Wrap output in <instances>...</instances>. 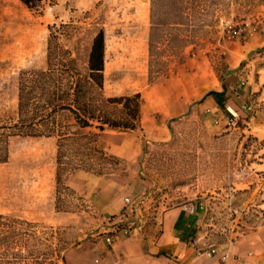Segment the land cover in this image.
I'll use <instances>...</instances> for the list:
<instances>
[{
    "label": "rangeland",
    "instance_id": "rangeland-1",
    "mask_svg": "<svg viewBox=\"0 0 264 264\" xmlns=\"http://www.w3.org/2000/svg\"><path fill=\"white\" fill-rule=\"evenodd\" d=\"M153 1L47 0L29 11L0 0V125L16 120L19 73L45 69L52 26L70 25L62 44L83 73L102 31L104 98L142 101L137 131L96 139L116 164L64 146L51 191L38 176L42 160L55 172V153L46 159L44 140L10 137L0 215L37 225L42 240L53 233L67 264H92L93 246H111L106 238L127 232L153 242L166 212L198 204L196 249L264 257V0ZM223 90L225 111L206 97ZM55 121L76 131L67 114ZM114 195L122 212L108 218L101 211ZM54 204L68 214L56 215Z\"/></svg>",
    "mask_w": 264,
    "mask_h": 264
},
{
    "label": "trees",
    "instance_id": "trees-1",
    "mask_svg": "<svg viewBox=\"0 0 264 264\" xmlns=\"http://www.w3.org/2000/svg\"><path fill=\"white\" fill-rule=\"evenodd\" d=\"M18 1L29 11H39L47 0ZM155 3L158 7H164L165 0H154L153 5ZM69 28L70 25L49 27L46 67L44 70L19 73L16 120L0 125V164L7 161L10 137L56 138L55 181L58 186L61 182V152L64 146L85 148L100 155L106 165L116 164L115 160L98 149L96 139L106 130L137 131L142 107L140 95L104 98L103 32L99 31L92 39L83 73L71 52L62 44ZM206 97L211 98L219 110H226L225 90L221 93L209 92ZM62 114L70 117L72 127L76 129L74 133L66 132L57 125L55 119ZM91 128L97 133H80ZM82 168L88 170L84 166ZM52 234L50 241L54 239ZM50 241L40 238L37 225L0 215V264H67L65 249L58 248Z\"/></svg>",
    "mask_w": 264,
    "mask_h": 264
},
{
    "label": "crops",
    "instance_id": "crops-1",
    "mask_svg": "<svg viewBox=\"0 0 264 264\" xmlns=\"http://www.w3.org/2000/svg\"><path fill=\"white\" fill-rule=\"evenodd\" d=\"M215 92L221 93L219 91ZM213 103L215 104L214 101ZM215 107H217L216 104ZM16 137L19 138V136ZM23 138L44 140L45 142L42 144L47 146L49 151L47 157L46 150L42 152V155L46 157V159H51L55 153L56 166L57 140L55 137ZM54 146L55 151L53 149ZM39 171V180L44 181L48 190L51 191L54 188L52 184L51 189V182H56V167L55 172H53V170L50 171L47 162L43 164L42 160ZM117 198V195L110 196V200L105 204L106 209L101 211L108 218L111 216L116 217L122 212L120 200H118V202L114 201ZM126 199L128 198L124 200ZM53 206L56 215L68 214L67 212H58L55 208V204ZM194 208V215L187 214L183 211L182 207L166 212L161 219V233L153 242L144 241L143 238L136 233H129V235L122 233L112 237V244L110 247H100L98 245V249L93 246L90 252L93 259L92 264H264V257L256 256L255 251H252L254 249L241 253H234L231 250L224 254L216 252L215 255L211 257H207L205 252L196 249L195 244L190 243V241L195 235L201 207H198V204H194Z\"/></svg>",
    "mask_w": 264,
    "mask_h": 264
},
{
    "label": "built area",
    "instance_id": "built-area-1",
    "mask_svg": "<svg viewBox=\"0 0 264 264\" xmlns=\"http://www.w3.org/2000/svg\"><path fill=\"white\" fill-rule=\"evenodd\" d=\"M229 114H231L232 118L235 119V115H233L229 110H228ZM130 204V201L128 199L124 200V208H127ZM182 209L184 212H186L189 215H194L195 214V208L193 207V205H183ZM125 234H127V232H125ZM105 242L107 245H110L111 243V239L110 238H106ZM207 257H211L213 255H215L216 251L214 249L208 250L205 252Z\"/></svg>",
    "mask_w": 264,
    "mask_h": 264
}]
</instances>
